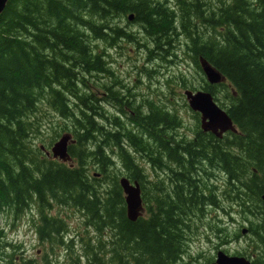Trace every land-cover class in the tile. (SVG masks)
<instances>
[{
  "label": "trees",
  "instance_id": "1",
  "mask_svg": "<svg viewBox=\"0 0 264 264\" xmlns=\"http://www.w3.org/2000/svg\"><path fill=\"white\" fill-rule=\"evenodd\" d=\"M122 18L139 26L148 40V60L172 56L173 43L184 37L194 66L201 71L202 59L224 77L217 85L203 79L202 90L216 100L227 91L222 108L238 132L216 138L197 128L191 141L179 140L173 111L153 101L134 106L131 97L125 99L105 48L99 47L137 41L119 25ZM100 75L114 83L89 84V78L96 83ZM93 89H102L104 96L97 97ZM42 107L61 119L55 134H71L69 163L35 146ZM136 154L157 172L155 182L148 181ZM207 170L224 179L208 184ZM122 176L138 183L147 216L127 219ZM165 177L172 182L170 192L150 196L163 191ZM261 195L264 0L7 1L0 13V214L16 217L34 207L38 239L52 245L64 243L66 229L47 211L56 204L75 208L99 234L112 235L94 242L86 264H178L187 252L189 217L199 213L205 218V208L212 207L230 219L235 212L253 216L255 224L248 223L246 236L260 246L248 241L236 253L251 264H264ZM217 222L207 224L209 238L229 242L231 230ZM233 233L241 237L239 229ZM107 244L110 249L104 250ZM65 245L72 248V237ZM17 249L0 228V264H32L18 257ZM105 254L110 255L106 261Z\"/></svg>",
  "mask_w": 264,
  "mask_h": 264
},
{
  "label": "rangeland",
  "instance_id": "2",
  "mask_svg": "<svg viewBox=\"0 0 264 264\" xmlns=\"http://www.w3.org/2000/svg\"><path fill=\"white\" fill-rule=\"evenodd\" d=\"M212 1L215 2V0ZM119 25L127 31L131 30L137 37V41L127 42L121 40L110 47L106 42L99 43L100 49L105 48L108 66H111L110 70L117 78L118 83L122 84L120 87L117 85L118 91L125 96V99L126 97H131L136 101L134 106L148 100L158 103L164 109L173 111L179 123V127L174 130V135L179 140L186 139L191 141L194 138L195 130L197 128L200 129V115L189 108L184 91L202 90L205 77L194 66L187 55L184 46L185 38L181 36L177 42L173 43V49L169 50L173 53L172 56H168L163 60L153 58L148 60L147 47L149 45L146 42L148 40L143 36L139 26L128 22L125 18H122ZM89 79V84L92 85L114 83L113 80L108 79L104 75L98 76V79L95 80L96 83L92 81L93 78ZM93 91L97 97L104 96L102 89H93ZM216 97L217 103L221 107L228 101L226 90L219 92ZM105 108L111 113L115 110L113 107L105 106ZM36 120L39 123V133L34 139L35 146L43 147V149L49 151L53 143L63 133H66L59 132L55 134L54 132L57 125L61 124V119L53 111L42 107ZM135 157L141 161L139 164L144 172L150 175L148 181L155 182L154 179H156L157 172L152 170L146 161L140 160V156L136 154ZM207 171L211 174L209 176L210 179L204 177L208 184H215V181L219 178L224 179L222 173L215 172V170L213 172ZM110 174H112V171H110ZM170 184L172 182L170 183L165 177L163 191H152L150 196L159 197L163 192H168ZM31 208L33 211L26 210L16 217L9 213H1L0 228L3 229L5 240L18 246L16 253H20V255H16L18 257L21 256V259H31L32 264H86V256L89 255H86V253L90 247L94 248V242L99 238L105 241L110 239V236L112 237L111 233L108 234L109 231H104L102 234L95 231L92 225L86 223L83 212L75 208L62 207L56 204L47 211V215L49 218L54 217L63 223L66 229L63 230L64 243L59 244L55 241L52 245H49V243L41 242L38 239L35 229L38 216L34 207ZM142 215L147 216L145 210ZM189 218H192V224L187 235L189 238L187 239V252L178 264H205L213 260L218 250L228 255H234V253L245 249L248 241L250 243L249 246L251 245L250 241L256 247L260 246L258 241L255 243L253 239L249 240L246 236L248 223L255 224L253 221L255 219L251 215L244 218V215L235 212L230 219V217H226L224 212L207 207L205 208V218H201L199 213ZM219 219L227 224L232 232L229 235V242L224 244H221L218 241L219 239L209 238L210 232L207 224L210 222L217 224ZM238 229L240 230L241 238L233 240L236 234L233 232L238 231ZM69 236L73 239L71 249H67L65 245L69 241ZM85 242L89 244L86 245ZM109 249L110 246L108 247L107 244L104 250ZM45 257L47 262H45ZM109 257V254H105L103 260L106 261ZM91 264L99 263L95 261Z\"/></svg>",
  "mask_w": 264,
  "mask_h": 264
},
{
  "label": "water",
  "instance_id": "3",
  "mask_svg": "<svg viewBox=\"0 0 264 264\" xmlns=\"http://www.w3.org/2000/svg\"><path fill=\"white\" fill-rule=\"evenodd\" d=\"M7 1L8 0H0V13L5 7ZM127 19L129 21L132 20V15H129ZM200 66L208 84L215 85L224 81V77L206 61L201 59ZM184 95L189 108L192 111L201 114L200 127L203 131L211 132L217 137H220L227 131L236 132V129L226 111L214 101L213 96L209 92L203 90L195 92L185 90ZM70 138L71 136L69 134H63L53 143L50 148L53 158L62 161L70 159L68 154ZM119 185L124 194L126 217L129 221H135L142 210L140 187L135 181L130 183L126 177H121L119 179ZM261 199L264 202V195L261 196ZM208 264H250V261L244 257L228 256L219 251L216 254L215 261Z\"/></svg>",
  "mask_w": 264,
  "mask_h": 264
},
{
  "label": "bare ground",
  "instance_id": "4",
  "mask_svg": "<svg viewBox=\"0 0 264 264\" xmlns=\"http://www.w3.org/2000/svg\"><path fill=\"white\" fill-rule=\"evenodd\" d=\"M2 12V11H1ZM106 40V39H105ZM115 157V156H114ZM105 178V177H104ZM212 208V207H211ZM212 209H214V208H212ZM194 228V227H193ZM190 229V228H189ZM193 230V229H192ZM188 231V230H187ZM186 241V240H185Z\"/></svg>",
  "mask_w": 264,
  "mask_h": 264
},
{
  "label": "flooded vegetation",
  "instance_id": "5",
  "mask_svg": "<svg viewBox=\"0 0 264 264\" xmlns=\"http://www.w3.org/2000/svg\"><path fill=\"white\" fill-rule=\"evenodd\" d=\"M198 189V188H197Z\"/></svg>",
  "mask_w": 264,
  "mask_h": 264
}]
</instances>
